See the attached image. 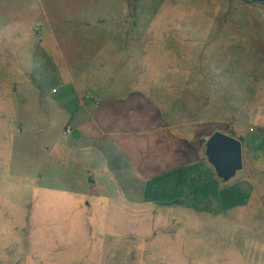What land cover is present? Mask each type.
Here are the masks:
<instances>
[{"label":"rangeland","instance_id":"1","mask_svg":"<svg viewBox=\"0 0 264 264\" xmlns=\"http://www.w3.org/2000/svg\"><path fill=\"white\" fill-rule=\"evenodd\" d=\"M133 91L201 130V176L148 190L191 202L126 196L70 150L71 94ZM216 132L242 143L229 179ZM0 264H264V0H0Z\"/></svg>","mask_w":264,"mask_h":264},{"label":"crops","instance_id":"2","mask_svg":"<svg viewBox=\"0 0 264 264\" xmlns=\"http://www.w3.org/2000/svg\"><path fill=\"white\" fill-rule=\"evenodd\" d=\"M85 75L80 80V85L91 81L87 73ZM78 82L79 80L70 83L74 85L71 90L74 93H77ZM74 95L71 94L73 102L70 106V116L71 121L76 119V133H73L74 136L68 145L71 151L91 149L95 152L91 156L93 167H102L100 170L112 176H105L103 185L110 186L118 181L124 195L138 198L140 202L158 201L171 205L191 202L186 201L187 196L182 194V190H171L164 195L148 190L151 185L159 182H194L196 174L201 176V130L192 124L190 133L195 134L191 137L181 136L161 106L150 96H145L139 91L121 96H98L87 92L88 100H81L79 96ZM181 127L186 130L185 125ZM213 169L216 172V169ZM213 181L216 183L217 174L213 175ZM75 182L77 190L88 185L87 180L80 175H76ZM211 182L212 180L209 182L211 187L208 196L213 198L212 193L215 190H212ZM94 183L90 181L89 184ZM65 192L70 193L69 190ZM114 195L116 194L112 191L109 197H115ZM222 200L227 208L228 198L222 197ZM199 209H209L211 212L221 210L215 205L208 208L202 207L201 204Z\"/></svg>","mask_w":264,"mask_h":264},{"label":"water","instance_id":"3","mask_svg":"<svg viewBox=\"0 0 264 264\" xmlns=\"http://www.w3.org/2000/svg\"><path fill=\"white\" fill-rule=\"evenodd\" d=\"M210 162L222 178L234 176L242 155V143L221 132L212 135L208 142Z\"/></svg>","mask_w":264,"mask_h":264},{"label":"built area","instance_id":"4","mask_svg":"<svg viewBox=\"0 0 264 264\" xmlns=\"http://www.w3.org/2000/svg\"><path fill=\"white\" fill-rule=\"evenodd\" d=\"M67 132L70 133L71 131L68 129Z\"/></svg>","mask_w":264,"mask_h":264}]
</instances>
